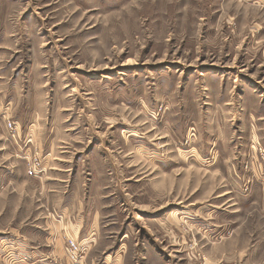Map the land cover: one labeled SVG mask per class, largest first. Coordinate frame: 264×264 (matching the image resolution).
<instances>
[{"label": "rangeland", "instance_id": "rangeland-1", "mask_svg": "<svg viewBox=\"0 0 264 264\" xmlns=\"http://www.w3.org/2000/svg\"><path fill=\"white\" fill-rule=\"evenodd\" d=\"M89 155L86 262L264 264V0H0V264L45 209L4 169Z\"/></svg>", "mask_w": 264, "mask_h": 264}, {"label": "crops", "instance_id": "crops-1", "mask_svg": "<svg viewBox=\"0 0 264 264\" xmlns=\"http://www.w3.org/2000/svg\"><path fill=\"white\" fill-rule=\"evenodd\" d=\"M49 155H46L47 162H50ZM91 157L89 155L84 158L87 166L92 167L93 171L92 173L89 171L90 173L88 172L85 177L80 172L79 166L76 170L74 168L72 170L73 164H70L69 160L66 162L56 158L52 159L55 161L51 160L53 163L51 168L43 169L36 176H28L22 169L12 167L3 171L8 181L11 182V178L13 182L21 183L25 187V191L31 197L30 206L45 207L44 210L39 209L37 216L31 219L25 233H18L15 227L17 233H14L13 238L15 246L18 245L20 250H24L23 253L33 258L37 257L39 264H49L47 261L52 256H64L68 239L78 240L85 245L87 251L82 258L85 262L89 260L88 254H92L91 250L95 247V240L100 230L99 220L103 212L97 197L102 199V202L106 200L101 192L104 191L106 172L97 169L96 162ZM95 173L99 174L100 183L95 182ZM12 174L15 175L14 179L11 177ZM80 175L84 178L81 179ZM24 204H27V201ZM21 234L27 240H24ZM235 235L236 233L233 238L237 237ZM260 238H264V233H261ZM9 246L15 248L14 245ZM92 261L86 264H93ZM123 264L132 263L123 261Z\"/></svg>", "mask_w": 264, "mask_h": 264}, {"label": "built area", "instance_id": "built-area-1", "mask_svg": "<svg viewBox=\"0 0 264 264\" xmlns=\"http://www.w3.org/2000/svg\"><path fill=\"white\" fill-rule=\"evenodd\" d=\"M41 161L40 159H34L32 163L28 167V174L35 175L38 170L41 169ZM84 250V245L77 242V240L69 239L68 246L66 247V252L69 258L74 261L78 262L82 256V252Z\"/></svg>", "mask_w": 264, "mask_h": 264}]
</instances>
